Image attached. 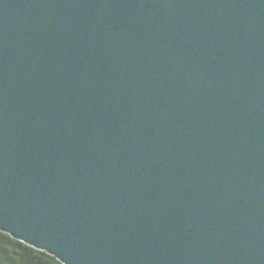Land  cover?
<instances>
[{
    "label": "water",
    "instance_id": "1",
    "mask_svg": "<svg viewBox=\"0 0 264 264\" xmlns=\"http://www.w3.org/2000/svg\"><path fill=\"white\" fill-rule=\"evenodd\" d=\"M0 233L264 264V0H0Z\"/></svg>",
    "mask_w": 264,
    "mask_h": 264
},
{
    "label": "trees",
    "instance_id": "2",
    "mask_svg": "<svg viewBox=\"0 0 264 264\" xmlns=\"http://www.w3.org/2000/svg\"><path fill=\"white\" fill-rule=\"evenodd\" d=\"M61 264L54 257L0 233V264Z\"/></svg>",
    "mask_w": 264,
    "mask_h": 264
},
{
    "label": "snow or ice",
    "instance_id": "3",
    "mask_svg": "<svg viewBox=\"0 0 264 264\" xmlns=\"http://www.w3.org/2000/svg\"><path fill=\"white\" fill-rule=\"evenodd\" d=\"M57 264H58V262H57Z\"/></svg>",
    "mask_w": 264,
    "mask_h": 264
}]
</instances>
